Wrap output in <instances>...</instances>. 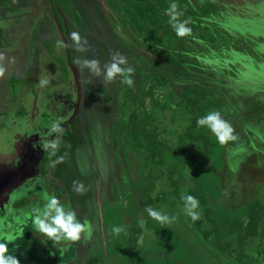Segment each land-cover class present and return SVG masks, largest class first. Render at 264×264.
I'll list each match as a JSON object with an SVG mask.
<instances>
[{
    "label": "rangeland",
    "instance_id": "374dc122",
    "mask_svg": "<svg viewBox=\"0 0 264 264\" xmlns=\"http://www.w3.org/2000/svg\"><path fill=\"white\" fill-rule=\"evenodd\" d=\"M25 1L27 8L16 12L11 10L17 16L4 23L7 35L12 36L10 30L13 29L19 37L14 46L9 36L10 42L7 39L0 41V49L8 47L5 49L7 51L0 50L3 57L0 66L8 73L22 72L26 84L23 83L22 88L26 87L30 97L39 99L40 95L43 102L46 100L39 90L41 80L46 81L43 88H47V91L51 88L53 92H58L61 86H57L65 80L66 70L69 69L66 66L72 67L75 73H81L75 62L78 58L97 59L103 68L114 54L123 55L127 66L133 70L130 74L133 80L131 87L137 94L155 83L160 76L168 78L165 86L155 89V101L147 99L145 105L141 106L123 99L127 85L121 83L119 78L105 83L102 77L91 75L87 69L83 71L93 95L88 97L93 103L88 101V104L93 109L96 122L93 118L90 120L95 125L100 122L103 128L101 132L97 129V134H92L95 126L91 127L89 123L84 125L86 143L82 141L79 129L75 125L74 130L71 128L80 153H90L88 162L84 155L78 154V161L72 168L79 170L90 188L88 204L96 213L92 215L87 212L84 217L92 228L91 235L96 234L97 237L92 242H83L80 246L83 249L75 253L77 259L72 262L64 260L63 264H102V255L109 256L108 264H113L116 257L119 259L117 264H140L141 259L137 263L125 253V249L129 247L127 243L131 227L137 225L146 230L143 237L147 234L149 237L150 233L153 235L157 227L156 221L147 216L146 209L149 207L143 208L140 201L153 185H157L158 172L151 164L145 163L143 155L123 149V137L118 129L123 121L121 105L126 106L127 114L137 113L141 124L148 130L156 129L162 138L170 139L168 132L175 127L177 119L175 107L181 89L186 86H205L208 96L200 103L204 115L209 111H219L231 124L236 136L234 141L220 144L207 128L199 126L195 129L194 134L206 135L213 143L214 151H217L213 157L211 152L207 161H204L203 153L195 145L185 141L188 150L198 157V162L206 165V176L218 175L221 178L222 192L209 197L212 217L221 227L229 228L234 219L245 221V207L239 206L247 200L259 201L264 207V167L255 169L259 166L255 162L257 158L263 154L261 159H264V0H175L181 12L179 19L186 21L191 29L190 34L179 38L175 48L184 59L185 72L181 76L174 72L165 54L163 38L169 26L167 15L148 28L147 40L143 41L131 27L126 0H52L48 1L49 4L46 1L48 7L44 0ZM133 1L138 6L151 0ZM23 10L27 11L21 15L20 11ZM52 15L64 45L56 41L57 31H52ZM72 32L78 33L80 42L72 39ZM199 35H213L214 41L201 40ZM79 44L83 45L82 51ZM245 75L254 78L256 85L252 86L253 79L251 83ZM88 104L84 103L81 111ZM95 138H100L102 144ZM236 149L237 154L233 152ZM165 159L168 167L175 163L170 155H165ZM248 159L253 161L244 163ZM82 179L77 181L83 183ZM157 187L158 191L163 190L162 186ZM158 191L151 192V196H156ZM172 200L168 196L167 202L156 209L175 218L170 225H166L170 231L167 236L171 239L163 241L162 238L164 244H160V247L151 241L145 248V239L141 236L137 251L146 262L160 260L175 264V259L181 253L182 257L189 256L198 264H205L199 256L210 259L207 264H220L184 227ZM231 206L237 208L232 209ZM28 217L21 215L15 224L22 226L23 222H28ZM114 227H120L121 231L113 232ZM164 229L166 234L167 227ZM17 230H20L19 227ZM153 236L154 242H158L159 239ZM48 243L55 246L51 241ZM255 243L248 239L244 247L252 250ZM117 246L118 250H115ZM148 253L152 256L147 257ZM65 254L72 256V252ZM165 255L167 259H164Z\"/></svg>",
    "mask_w": 264,
    "mask_h": 264
},
{
    "label": "trees",
    "instance_id": "16d2710c",
    "mask_svg": "<svg viewBox=\"0 0 264 264\" xmlns=\"http://www.w3.org/2000/svg\"><path fill=\"white\" fill-rule=\"evenodd\" d=\"M169 3L170 2L167 0H151L145 5L141 4L137 6L133 0H126L131 19V27L143 41L147 40L148 28L156 24L160 18L165 15L164 10L168 7ZM199 37L201 40L214 41L213 35L210 37L199 35ZM179 38L180 37L175 35V32L169 25L163 38V42L166 46L165 54L173 65L174 72L181 76L185 72L184 59L181 53L175 50ZM60 41L61 40H59V43ZM60 45H62V43H60ZM245 76L251 83V79H253L252 86L256 85L254 78H251L249 75ZM257 77L259 78V75H257ZM167 83L168 78L166 76H160L155 80V83L150 84L138 94L131 85L126 84L127 88L123 92L122 97L125 101L129 100L132 103L143 106L147 99L154 102L155 89L157 87H163ZM207 96L208 89L205 86H186L181 89L179 101L175 107L177 112L176 125L168 132L170 139L162 138L156 129L152 131L148 130L141 124L137 113L131 112L127 114L126 106L121 105L123 121L118 129L123 137V149H126L129 153L143 155L145 163L151 164L154 170L158 172L156 177L157 185H153L151 190L144 194L140 201V205L143 208L151 207L159 209L162 204L167 202L168 196H170L173 198L172 203L176 206L178 216L184 227L217 262L220 264H264V207L259 201L247 200L245 204L239 206L240 208L245 207V214L243 215L245 221L234 219L230 223L229 228L221 227L219 222L212 217V212L209 207V197L222 192L220 188L222 186H219L215 182L217 178L220 177L218 175H208L207 177L204 171L206 165L199 163L197 160L198 157L193 152H190L185 145V141H187L189 145H195L198 150L203 153L204 161L209 160L211 152L212 157L217 153V151H214L213 143L206 135L194 134V130L199 127L196 124L197 118L204 115L200 103L203 102ZM180 127H184V129ZM236 151L237 149L233 150L235 154L238 153ZM165 155H170L175 160V163L170 167L166 165ZM261 156H263V154ZM261 156L255 161L259 165L255 168L257 170L264 167L261 166L264 164V161H262L264 159H261ZM252 161V159H248L244 161V163H251ZM237 162L238 161H235V163ZM240 169L241 166H239V170ZM87 186L84 187V192L86 193L89 192V187ZM157 186H162L163 190L158 191ZM237 188L240 192V187L237 186ZM153 191H158L157 195L154 197L151 196V192ZM183 194L193 195L199 202V208L202 207V211L198 209L200 216L196 221H192L184 213V202L181 199ZM241 196L240 194L239 198H241ZM230 208L235 209L237 206H231ZM155 226L157 227L153 230V235L157 237V240L159 239L158 242H154L155 239L151 233L149 237L148 234L146 237H143L142 234L144 235L146 230L141 226L136 225L130 229L127 243L129 247L125 249V253L137 263H139L141 259L140 264H145L143 263L145 260L142 257L143 255H141L140 251H137V246L139 245L138 240L141 236L145 239V241H143V244H145L143 246L145 248L146 244L151 241L155 245L157 244L156 247H160V244L163 245L165 239H171V237L167 236V232H170L168 226L161 225L158 222H156ZM30 227L29 225L23 230L25 239L19 240L16 243H7L8 251L16 256L19 260V264H63L64 260H70L69 262H72L74 259H77L74 250L70 248L72 243L61 242L55 244L53 247L44 239L35 237L36 235L39 237L41 235L36 234L34 229L30 230ZM164 227H167L166 234ZM162 238L163 241L161 240ZM248 239L256 242L252 250H246L244 247V243ZM83 242L84 239L81 238L79 243L82 244ZM52 248H55V250L53 251ZM69 248L72 251L69 250L68 253L70 254V252H72V256H67L65 254L66 256L64 259L62 255ZM114 249L118 250V246ZM148 255L152 256L150 253L146 256L148 257ZM105 256L106 255L101 256L103 257L102 260L108 259L109 256Z\"/></svg>",
    "mask_w": 264,
    "mask_h": 264
},
{
    "label": "flooded vegetation",
    "instance_id": "af4514ba",
    "mask_svg": "<svg viewBox=\"0 0 264 264\" xmlns=\"http://www.w3.org/2000/svg\"><path fill=\"white\" fill-rule=\"evenodd\" d=\"M13 1L16 5L11 8L10 3ZM46 1L52 2L44 0V3ZM27 6L25 0H0V41L9 40L11 37L13 46L17 43L16 38L19 36L13 29L10 30L13 37L7 35L4 23L12 21L17 16L12 14L11 10L16 12L18 9H26ZM26 11H20L21 15ZM52 18L54 20L53 15ZM51 28L53 32L57 31L59 34L55 35L58 38L56 41L61 40L60 43L64 45V39L55 20ZM5 49L8 47L0 50L7 51ZM2 58L0 55L1 63ZM66 67L69 69L66 70L65 80L57 86H61L58 92H53L51 88L47 91V88L40 84L41 95L46 96L44 102L40 95L39 99L30 97L26 87L22 88V84H25L22 72L5 71L0 75V242L11 244L25 239L23 230L29 225L33 227V209L42 208L49 196H55L60 203L75 211L82 221L86 220L84 216L87 212L92 215L96 213L88 204L90 188L88 193L75 191L74 181L84 187L86 181L72 165H76L78 154L84 155L88 162L90 153L88 155L85 152L80 153L76 146V135L73 137L71 128L74 130L75 125L80 131L82 141L86 143L84 125L89 123L91 127L95 126L92 134H97V129L101 132L103 127L100 122L95 125L93 120H90L96 119L93 109L88 104V101L93 103L88 99L93 96L90 94L89 80L85 79L84 72L75 73L72 67ZM84 103L88 105L81 111ZM52 121H58L64 129L63 132L51 133L49 126ZM53 140L55 148L51 146ZM95 140L101 142L100 138ZM89 151L93 152L92 149ZM80 179L83 183L77 181ZM23 214L29 216L27 220L30 224L26 221L22 226H17L18 223L15 224L17 218ZM18 227L20 230H17ZM35 237L48 242L42 235ZM96 237V234L91 235L84 242H92ZM78 243L79 241L73 242L71 247L69 246L75 253L83 249ZM70 248L64 254L69 252Z\"/></svg>",
    "mask_w": 264,
    "mask_h": 264
},
{
    "label": "clouds",
    "instance_id": "9594fccd",
    "mask_svg": "<svg viewBox=\"0 0 264 264\" xmlns=\"http://www.w3.org/2000/svg\"><path fill=\"white\" fill-rule=\"evenodd\" d=\"M165 15L168 16L167 23L171 26L177 37H184L190 34L191 29L187 26V22L180 20L181 12L178 10L175 0L169 3L168 7L164 10ZM71 37L74 41L80 42L81 38L78 33L72 32ZM83 50V45H78ZM2 55V54H0ZM11 61V58H9ZM83 72L85 69L96 77H102L105 83L112 82L114 79L119 78L121 83L132 85L133 80L131 78L132 68L127 66L126 58L117 53L111 58V61L106 63L101 68L97 59L78 58L75 61ZM5 68L0 66V75H3ZM45 80H41L40 84H45ZM196 124L203 126L213 134L220 144H225L229 141H234L236 136L231 124L221 116L219 111H209L202 117L197 118ZM63 127L58 121H52L49 126L51 133L63 132ZM51 146L55 148L54 140L51 142ZM75 185V191L82 193L85 191L84 186L78 182H73ZM183 200V210L187 217L192 221L199 219V202L191 194H183L181 196ZM147 216L158 222L161 225H170L174 217H170L166 213L156 210L154 208L146 209ZM33 229L36 234L42 235L43 238L51 241L53 245L59 242L73 243L81 240L82 236L84 240L91 237L92 228L87 221H82L77 217V213L71 208L66 207L60 203L55 196H49L42 208L33 209ZM113 232L121 231L120 227H114ZM11 239V237H9ZM0 264H19V260L14 254L8 251V245L5 242H0Z\"/></svg>",
    "mask_w": 264,
    "mask_h": 264
},
{
    "label": "crops",
    "instance_id": "0c3cea01",
    "mask_svg": "<svg viewBox=\"0 0 264 264\" xmlns=\"http://www.w3.org/2000/svg\"><path fill=\"white\" fill-rule=\"evenodd\" d=\"M9 2H7V4H8ZM14 4L16 5V3L13 1V3L11 2L10 3V5H12V6H10L11 8H13V6H14ZM15 8V7H14ZM217 176V175H216ZM219 186L221 185V179L220 178H218V181H215ZM177 235H178V233H176V238H177ZM164 244V243H163ZM172 244V243H171ZM169 246H171V245H169ZM173 246V245H172ZM115 247V246H114ZM173 247H175V246H173ZM181 248V245L179 246V249ZM201 248V247H200ZM114 253H116V252H114ZM201 254H203V253H201ZM176 255V253H174V256ZM113 256V255H112ZM166 256V255H165ZM171 256H173V253L171 254ZM113 257H111V259H112ZM168 257L166 256V257H164V259H167ZM191 258V257H190ZM199 258L200 259H202L203 261H204V263L205 264H207V263H209V260L210 259H206V258H202V257H200L199 256ZM113 260H114V262H113V264H117L118 262L117 261H119V259H117V257L116 258H113ZM103 261V263L102 264H108V259H106V260H102ZM143 263H145V264H167V261H165V262H161L160 260H155V261H148V262H146V259L144 260V262ZM86 264V263H85ZM110 264V263H109ZM175 264H198L197 263V261L195 260V259H189V256H188V258H184V257H182V255H181V253H179L178 254V258L177 259H175Z\"/></svg>",
    "mask_w": 264,
    "mask_h": 264
}]
</instances>
